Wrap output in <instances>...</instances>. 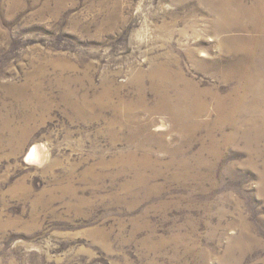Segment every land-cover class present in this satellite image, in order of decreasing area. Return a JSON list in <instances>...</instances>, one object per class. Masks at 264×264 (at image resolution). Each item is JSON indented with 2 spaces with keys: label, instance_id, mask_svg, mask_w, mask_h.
Wrapping results in <instances>:
<instances>
[{
  "label": "rangeland",
  "instance_id": "1",
  "mask_svg": "<svg viewBox=\"0 0 264 264\" xmlns=\"http://www.w3.org/2000/svg\"><path fill=\"white\" fill-rule=\"evenodd\" d=\"M263 85L264 0H0V264H264Z\"/></svg>",
  "mask_w": 264,
  "mask_h": 264
},
{
  "label": "bare ground",
  "instance_id": "2",
  "mask_svg": "<svg viewBox=\"0 0 264 264\" xmlns=\"http://www.w3.org/2000/svg\"><path fill=\"white\" fill-rule=\"evenodd\" d=\"M245 9H246V8H245ZM251 9H252V8H251ZM262 9H263V8H262ZM243 12H244V11H243ZM252 14H253V13H252ZM262 14H263V13H262ZM222 15H223V14H222ZM222 22H223V21H222ZM223 23H224V22H223ZM222 27H223V26H222ZM219 28H220V27H219ZM223 28H225V27H223ZM221 29H222V28H221ZM223 30H224V29H223ZM227 31H228V30H227ZM242 46H243V45H242ZM240 64H241V63H240ZM158 65H159V64H158ZM162 65H163V64H162ZM154 67H155V66H154ZM166 67H167V66H166ZM241 67H242V66H241ZM240 69H241V68H240ZM169 70H170V69H169ZM241 70H243V69H241ZM155 72H156V69H155ZM155 72L153 71V72H152V75H155ZM235 72H236V71H235ZM240 72H241V71H240ZM162 73H163V72H162ZM162 73H161V74H162ZM180 73H181V71H180ZM246 74H247V72H246ZM248 74H249V73H248ZM167 76H168V75H167ZM176 76H177V75H176ZM250 76H251V75H250ZM253 76H254V75H253ZM257 76H258V75H257ZM154 77H155V76H154ZM159 77H160V76H159ZM177 77H178V76H177ZM178 78H179V77H178ZM180 78H181V76H180ZM180 78H179V79H180ZM245 78H246V77H245ZM257 78H258V77H257ZM170 79H171V78H170ZM253 79H254V78H253ZM253 79H252V80H253ZM160 80H161V79H160ZM171 80H172V79H171ZM171 80H170V81H171ZM258 80H259V79H258ZM170 81H169V82H170ZM244 81H245V80H244ZM245 82L247 83V81H245ZM245 82H244V83H245ZM171 83H172V82H171ZM246 83H245V84H246ZM249 83H250V82H249ZM258 83H259V82H258ZM260 83H261V82H260ZM165 85H166V84H165ZM263 86H264V85H263ZM244 87H245V86H244ZM250 87H251V86H250ZM166 91H167V90H166ZM181 95H182V94H181ZM186 96H187V94H186ZM165 100H166V99H165ZM168 101H169V100H168ZM169 103H170V102H169ZM179 105H180V104H179ZM166 106H167L166 109L171 113V109H172V107L169 108L168 105H166ZM168 108H169V109H168ZM194 108H195V107H194ZM196 109H197V108H196ZM172 111H173V109H172ZM198 115H199V114H198ZM36 148H37V147H35V146L32 148V150H31V154H30L31 157H34V156H35V154H36Z\"/></svg>",
  "mask_w": 264,
  "mask_h": 264
}]
</instances>
